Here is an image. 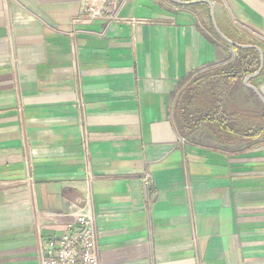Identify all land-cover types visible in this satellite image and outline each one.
I'll list each match as a JSON object with an SVG mask.
<instances>
[{
	"label": "crops",
	"instance_id": "crops-1",
	"mask_svg": "<svg viewBox=\"0 0 264 264\" xmlns=\"http://www.w3.org/2000/svg\"><path fill=\"white\" fill-rule=\"evenodd\" d=\"M95 2L0 0V264H40L78 213L100 264H264V140L182 132L175 108L247 50L264 98V0H114L119 22L73 24ZM252 75L230 112L264 113Z\"/></svg>",
	"mask_w": 264,
	"mask_h": 264
},
{
	"label": "trees",
	"instance_id": "trees-1",
	"mask_svg": "<svg viewBox=\"0 0 264 264\" xmlns=\"http://www.w3.org/2000/svg\"><path fill=\"white\" fill-rule=\"evenodd\" d=\"M258 66L257 53L247 50L242 59L236 60L233 65L212 71L218 82L215 84V93L211 96V104L200 103L195 89L190 88L188 93L180 94L175 101L179 130L190 132L207 125L218 133L219 139L226 141L264 140V113L260 117H247L243 113L230 112L229 105L225 102L234 81L254 74Z\"/></svg>",
	"mask_w": 264,
	"mask_h": 264
},
{
	"label": "built area",
	"instance_id": "built-area-1",
	"mask_svg": "<svg viewBox=\"0 0 264 264\" xmlns=\"http://www.w3.org/2000/svg\"><path fill=\"white\" fill-rule=\"evenodd\" d=\"M173 7L180 9L192 0H168ZM114 0H97L94 4H88L82 13L73 20V24L90 23L98 19L120 21L117 17ZM89 175V176H88ZM87 176L91 177L90 171ZM146 189L153 183L151 174L147 172L143 177ZM29 177L27 182H31ZM40 264H100L98 252L97 227L94 216L91 213H78L72 222L60 236L46 240L41 247Z\"/></svg>",
	"mask_w": 264,
	"mask_h": 264
},
{
	"label": "rangeland",
	"instance_id": "rangeland-1",
	"mask_svg": "<svg viewBox=\"0 0 264 264\" xmlns=\"http://www.w3.org/2000/svg\"><path fill=\"white\" fill-rule=\"evenodd\" d=\"M214 76L215 74L214 72H212V70L203 71V73L194 75L193 78H190L189 81L185 82L179 87L177 91L179 92L178 96L183 93L184 94L188 93L191 88L197 91L200 103L211 104L213 94L215 93V90H216L215 84L218 82V79L216 78L217 79L216 80ZM209 83H212V84H209ZM236 94L239 95L240 92L237 91V89H233V91L231 92V95L234 96Z\"/></svg>",
	"mask_w": 264,
	"mask_h": 264
},
{
	"label": "water",
	"instance_id": "water-1",
	"mask_svg": "<svg viewBox=\"0 0 264 264\" xmlns=\"http://www.w3.org/2000/svg\"><path fill=\"white\" fill-rule=\"evenodd\" d=\"M260 70L261 68L255 72V74H253L252 76H248V78L245 80V86L248 88H250L259 98L260 102H262L264 104V98L261 96V94L258 92V90L255 87L250 86L248 83V80H250V77H255L258 76L260 74Z\"/></svg>",
	"mask_w": 264,
	"mask_h": 264
}]
</instances>
